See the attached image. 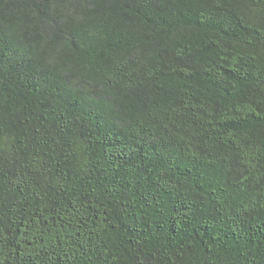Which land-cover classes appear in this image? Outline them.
<instances>
[{"label":"trees","instance_id":"trees-1","mask_svg":"<svg viewBox=\"0 0 264 264\" xmlns=\"http://www.w3.org/2000/svg\"><path fill=\"white\" fill-rule=\"evenodd\" d=\"M0 264H264V0H0Z\"/></svg>","mask_w":264,"mask_h":264}]
</instances>
